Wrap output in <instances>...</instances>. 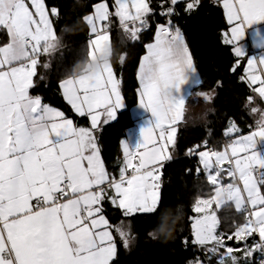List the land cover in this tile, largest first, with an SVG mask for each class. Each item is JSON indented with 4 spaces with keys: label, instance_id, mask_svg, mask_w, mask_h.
Segmentation results:
<instances>
[{
    "label": "snow or ice",
    "instance_id": "1",
    "mask_svg": "<svg viewBox=\"0 0 264 264\" xmlns=\"http://www.w3.org/2000/svg\"><path fill=\"white\" fill-rule=\"evenodd\" d=\"M180 0H170L166 23L158 24L154 41L147 43L138 69L139 107L150 118L139 128L133 144L123 142V163L118 174L110 173L101 157L97 133L115 120L124 104L122 80L112 62L100 71L85 72L63 79L59 88L63 99L90 126H78L65 112L42 102L30 90L37 86L39 58L56 46L58 36L45 0H0V29L9 40L0 46V264H112L116 257V237L125 249L135 240L127 220L136 215L155 217L153 229L171 228L162 207L161 187L165 162L172 161L177 146V127L187 111L184 86H196L193 100L212 96L201 92L197 67L181 28L172 21ZM200 0H191V12ZM108 0L93 5L94 13L83 19L90 26L89 60L98 55L113 56L112 17L130 43L141 41L153 15L149 0ZM228 31L222 42L231 46L236 58L230 69L235 73L248 54L242 43L252 30L254 44L264 49V0H222ZM126 56H119L123 65ZM43 67L47 69L48 64ZM44 80V76L39 77ZM240 81L252 94L244 107L258 114L255 128L238 134L229 121L225 135L230 139L222 149L205 141L186 150L198 159L197 174L203 173L211 194L197 198L191 211V243L204 250L216 264H264V55L248 57ZM217 87H222L217 82ZM257 98L260 103H257ZM190 171V170H189ZM225 177L231 182L225 183ZM122 213L120 222L111 223L105 203ZM234 204L245 213L244 221L230 234L219 233L218 212ZM115 234V235H114ZM156 231L147 233L154 240ZM258 236L259 241L248 243ZM244 242L241 251L226 240ZM188 245V239L183 241ZM223 249V251H221ZM259 259H254V253ZM188 264H205L197 257Z\"/></svg>",
    "mask_w": 264,
    "mask_h": 264
},
{
    "label": "trees",
    "instance_id": "2",
    "mask_svg": "<svg viewBox=\"0 0 264 264\" xmlns=\"http://www.w3.org/2000/svg\"><path fill=\"white\" fill-rule=\"evenodd\" d=\"M149 1L152 8H159L157 2L166 0ZM97 2L103 0H45L49 10L52 7L58 9L59 17L52 16V20L56 34L62 39V46L55 52L40 56L38 74L34 77L37 86L30 91L34 96L40 95L43 103L62 109L78 125L84 126L89 125L88 119L80 118L73 113L60 95L59 84L63 79L75 75L77 71L87 66L89 30L83 18L93 12V5ZM108 2L113 12L114 8L111 7L113 0ZM165 6H171L170 2H166ZM175 8L177 14L171 17L172 21L181 28L202 78L198 90L212 94L213 97L209 107L198 118L189 119L188 115H185L179 127L175 157L165 163L163 168L162 207H167L165 211L171 227L180 216L174 238L167 243L150 239L147 236L150 230L162 234L153 229L155 217L136 215L129 220L131 234L136 238L130 242L127 249L122 241L117 239L118 251L112 264H188V261H194L197 257L205 261V264H216L217 257L214 256L209 262L204 250L191 243L189 218L195 215L191 211L192 206L197 198H206L211 194V186L207 183L203 171L197 174V158L187 156L186 150L205 141L218 149L221 148L220 143L225 139L230 120L244 131L255 128L250 110L244 107L246 97L252 93L246 83L240 81L242 67L235 73L230 71L236 58L231 46L222 42V33L228 30V24L220 3L216 0H200L199 5L190 13L185 11V5L177 4ZM161 12L157 11L149 17V27L142 32L141 41L137 43L126 40L117 19L112 17L111 39L114 48L112 64L118 78L122 80L121 91L127 109L119 113L114 123L103 125L97 136L106 168L113 174H118L119 170L120 142L126 131L134 126L130 108L137 103V71L145 51L144 45L152 42L156 26L166 23L168 19L160 15ZM1 35L0 46L6 40L5 36ZM125 52L127 58L121 65L119 56ZM44 64H48L49 67L45 69ZM41 75L44 76V80L39 79ZM218 81L222 83V87H217ZM205 113L206 120L202 118ZM231 208L228 206L218 212L221 230L224 233H232L235 230L236 225L233 221L238 222V219H243L241 223L244 221V216L235 213ZM105 209L112 223L116 224L123 219L118 209L110 208L106 203ZM225 210L229 214L223 218ZM185 239L189 241L187 246L183 243ZM254 259L258 260L257 255Z\"/></svg>",
    "mask_w": 264,
    "mask_h": 264
},
{
    "label": "crops",
    "instance_id": "3",
    "mask_svg": "<svg viewBox=\"0 0 264 264\" xmlns=\"http://www.w3.org/2000/svg\"><path fill=\"white\" fill-rule=\"evenodd\" d=\"M216 1H218L219 3H220V6L222 7V0H216ZM166 2H170V0H166V1H158L157 2V5H158V7L159 8H152L151 7V4H150V7L153 9V13H156L157 11H165L166 9H167V7L165 6V4H166ZM188 2H191V0H180V2L178 3V4H180V5H185L186 6V4L188 3ZM149 3H150V1H149ZM156 9H158V10H156ZM160 9V10H159ZM222 9H223V7H222ZM50 11V10H49ZM110 11H111V9H110ZM114 12V11H113ZM223 12H224V10H223ZM94 13V9H93V12L91 13V14H93ZM90 14V15H91ZM151 16V15H150ZM224 17H225V15H224ZM51 19H52V17H50ZM117 19V18H116ZM225 20H226V17H225ZM117 21H118V19H117ZM86 22V21H85ZM227 22V21H226ZM118 23H119V21H118ZM87 24V23H86ZM88 26V30H89V37H88V41H87V44H88V42H89V40L92 38V36H91V32H90V26L89 25H87ZM254 27H260V29H261V32H262V34H264V25H259V26H254ZM229 28H230V26L228 25V30H229ZM227 30V31H228ZM4 35L5 36V38L4 39H6L4 42H3V44L1 45V46H3L4 44H6L7 42H8V40H9V37L7 36V33H6V31L5 30H3V29H0V35ZM1 35V36H2ZM58 36V35H57ZM1 38V37H0ZM112 38V37H111ZM111 41H112V39H111ZM154 41V38H153V40H152V42ZM243 44H244V46H245V50H246V52H247V54H248V57H259L260 55H264V49H261V48H257L256 46H255V44H254V37L252 36V30H249V35H248V37L242 42ZM61 46H62V39L58 36V39H57V42H56V46H55V48L50 52V53H52V52H55V51H57L58 49H60L61 48ZM49 53V54H50ZM144 54H146V48H145V51H144ZM143 54V55H144ZM42 55H46V54H42ZM41 55V56H42ZM142 55V56H143ZM248 57H245L244 58V60L241 62V67H242V75L244 74V68L246 67V59L248 58ZM142 58V57H141ZM141 60V59H140ZM195 63V62H194ZM138 69H139V67H138ZM200 78V80H201V84H202V78H201V76H200V74H199V72H198V70H197V75L196 76H194L193 77V80H195L196 78ZM137 80H138V71H137ZM201 85H198L197 86V88H199ZM138 88H139V81H138ZM31 91V90H30ZM195 91H196V86H194V84L193 83H189L188 85H186V86H184V89H183V92H184V96H185V98H186V109H187V107H188V103H190V101L193 99V97L192 96H190L189 95V93H195ZM60 95H61V97L63 98V95H62V90L60 89ZM213 97V96H212ZM124 98V97H123ZM202 98V97H201ZM64 100V99H63ZM257 100H259L258 98H257ZM65 101V100H64ZM211 101H212V99H211ZM65 103H66V101H65ZM211 103V102H210ZM67 104V103H66ZM123 104H124V106L120 109V110H118V113H117V117H116V119L115 120H112V121H110L109 123H114L116 120H117V118H118V115H119V113L120 112H122V111H124V110H126L127 109V104H126V101H125V99H124V102H123ZM49 105V104H48ZM68 105V104H67ZM49 106H51V105H49ZM69 107H70V105H68ZM54 107V106H53ZM55 108H57V107H55ZM71 108V107H70ZM58 110H61V111H63L62 109H59V108H57ZM73 111V110H72ZM73 113L76 115V116H78L74 111H73ZM186 114H188L187 113V111H186V113H185V115ZM65 115H66V113H65ZM130 115H131V118H132V120L134 121V126H132V127H130L127 131H126V133H125V137L121 140V142H120V150H121V159L119 160V167L122 165V163H123V159H124V157H123V142H125L126 140H130L133 144L135 143V141H136V139L138 138V132H139V128L142 126V124L145 122V121H147L149 118H150V113H148V112H146V111H144L142 108H140L139 107V95H138V90H137V103H136V105L135 106H132L131 108H130ZM66 117H68L67 115H66ZM78 117H80V116H78ZM69 118V117H68ZM80 118H87V117H80ZM88 119V118H87ZM74 121V120H73ZM182 122H183V120L181 121V122H179L178 123V125H176V127H177V129H178V131H177V138H178V132H179V127H180V125L182 124ZM74 123L76 124V125H78L75 121H74ZM88 126H90V120L88 119ZM78 126H80V125H78ZM88 126H84V127H88ZM237 126V125H236ZM229 127V126H228ZM237 128L240 130L239 131V133H236L235 135H238V134H247L249 131L247 130V131H244V130H242L240 127H238L237 126ZM254 129V128H253ZM225 139H230V137L229 136H225ZM98 145H99V148H100V152H101V144L99 143V141H98ZM222 147L223 146H221V148H219V149H222ZM217 149H218V147H217ZM173 156H174V152H173ZM101 157H102V153H101ZM175 157V156H174ZM102 159H103V157H102ZM174 159V158H173ZM104 161V160H103ZM105 163V162H104ZM165 163H167V162H165ZM197 165L198 166H200L199 165V162H198V159H197ZM105 167H106V165H105ZM107 169V168H106ZM224 182L225 183H229V182H231L230 181V179L229 178H227V177H225V180H224ZM106 204L108 205V207H110V208H113L112 206H111V204L109 203V202H106ZM233 204H229L228 206H231L232 208L231 209H234L233 208V206H232ZM227 206V207H228ZM115 209V208H114ZM120 211V210H119ZM121 212V211H120ZM238 214H243V215H245V213H242V212H238ZM109 218V217H108ZM110 219V218H109ZM124 219V218H123ZM121 221V220H120ZM119 221V222H120ZM112 223V222H111ZM114 224V223H113ZM117 224V223H116ZM124 227L126 228V230L127 229H131V224H130V221L129 220H127L126 221V223H125V225H124ZM230 234V233H229ZM115 235V234H114ZM119 237L117 236L116 237V242H117V239H118ZM256 241L258 242L259 241V237L258 236H256ZM117 251H118V245H117ZM235 255H237V254H235ZM255 255H257V258L259 259V253L257 252V253H254V256ZM116 256H117V252H116ZM238 256V255H237ZM240 259H241V261H243V259H244V257H240V256H238ZM116 259V257L114 258V260ZM113 260V261H114ZM112 261V262H113Z\"/></svg>",
    "mask_w": 264,
    "mask_h": 264
},
{
    "label": "rangeland",
    "instance_id": "4",
    "mask_svg": "<svg viewBox=\"0 0 264 264\" xmlns=\"http://www.w3.org/2000/svg\"><path fill=\"white\" fill-rule=\"evenodd\" d=\"M209 95L212 96V94H209ZM210 102H211V100L205 101L203 97H202V98L199 97V98L197 99V101H195V100L192 99V100L190 101V103H188V107H187V113H188L187 115H188L189 119H196V118H198L199 116H201L202 112H204V111L209 107ZM257 103L259 104L260 101L257 100ZM262 107H264V105H262ZM249 110H250V109H249ZM251 115H252V121H253V123L255 124V121L259 119V115H258V114H255V115L251 114ZM80 126H84V125L80 124ZM249 127H251V125H249ZM259 148H260V150H261L262 152H264V142H262V143L259 145ZM232 206H233V208H234V209H233L234 212L238 214V211L235 209L234 204H233ZM228 214H229V212H228L227 210H225V213L223 214L222 217H223V218H226ZM242 215H243V214H242ZM243 216H244V215H243ZM219 218H220V216H219ZM241 220H243V219H238V222H237V220H235V221H233V222L235 223V225H237V224H241ZM221 229H222V228H221V226L219 225V227H218V232H219V233H224ZM225 234H226V235H230L231 233L229 234V232H225ZM225 242H226V244H227L228 246H231V247H233V248H240L241 251L236 252L235 254H237V255L240 256V257H243V247H244V242L237 243L234 239L231 240V241L226 240ZM254 242H257L256 239H254V238H249L248 243L251 244V243H254ZM221 251H223V249H221Z\"/></svg>",
    "mask_w": 264,
    "mask_h": 264
},
{
    "label": "clouds",
    "instance_id": "5",
    "mask_svg": "<svg viewBox=\"0 0 264 264\" xmlns=\"http://www.w3.org/2000/svg\"><path fill=\"white\" fill-rule=\"evenodd\" d=\"M61 31H63V26L61 27ZM121 56H127V53H122ZM113 56H104L98 55L96 60H89L87 62V66L83 70H79L75 73V75L84 74L85 72H96L100 71L105 63L112 62ZM49 66V65H48ZM73 75V76H75ZM206 120L207 113L202 117ZM179 207V206H178ZM180 216L177 217V220L174 222V226L168 229H165L162 234H155L154 240H159L162 243H167L170 239L174 238V233L176 231V225L179 223ZM150 233L154 232L153 230L149 231Z\"/></svg>",
    "mask_w": 264,
    "mask_h": 264
},
{
    "label": "built area",
    "instance_id": "6",
    "mask_svg": "<svg viewBox=\"0 0 264 264\" xmlns=\"http://www.w3.org/2000/svg\"><path fill=\"white\" fill-rule=\"evenodd\" d=\"M228 140H229V139H223V140L221 141L220 145H221V146H224V144H225ZM208 146L211 147V148H215V149H217L216 146L211 145L210 143H208Z\"/></svg>",
    "mask_w": 264,
    "mask_h": 264
}]
</instances>
